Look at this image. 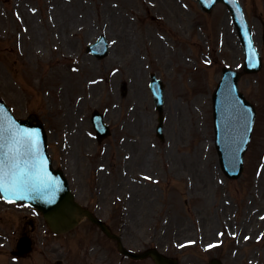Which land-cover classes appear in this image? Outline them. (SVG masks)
Wrapping results in <instances>:
<instances>
[{
  "label": "rangeland",
  "instance_id": "obj_1",
  "mask_svg": "<svg viewBox=\"0 0 264 264\" xmlns=\"http://www.w3.org/2000/svg\"><path fill=\"white\" fill-rule=\"evenodd\" d=\"M239 1L264 60V0ZM101 35L112 47L98 60L86 48ZM243 63L223 5L207 14L196 0H0V99L44 123L54 166L127 248L155 247L181 264H264V67L240 82L258 116L239 180L221 172L214 146L212 92L224 66ZM152 73L166 85L164 143ZM94 111L113 133L101 144ZM28 231L34 251L15 259ZM58 261L154 264L126 259L87 220L53 235L0 198V264Z\"/></svg>",
  "mask_w": 264,
  "mask_h": 264
},
{
  "label": "water",
  "instance_id": "obj_2",
  "mask_svg": "<svg viewBox=\"0 0 264 264\" xmlns=\"http://www.w3.org/2000/svg\"><path fill=\"white\" fill-rule=\"evenodd\" d=\"M221 1L228 4L232 11H238V16L233 11L235 22L240 34L248 44L250 37L238 4L234 0ZM213 5L204 3L203 7L205 10L210 11ZM98 55L103 57V53H98ZM260 68L258 58L248 51V66L246 67V71L256 72ZM238 78L239 75L225 71V79L214 96L217 148L221 157L223 170L233 179L238 178L242 173V158L250 142L255 120L253 106L249 105L242 95L237 94L236 83ZM223 88H226V91L229 93L230 100L224 96ZM157 102L161 103V100L157 98ZM230 107H236L239 114L246 117V119L238 124L226 121ZM33 119L16 121L10 111L5 109L4 103L0 101V145H3L0 148V160L3 161L7 170L8 160H11L15 165H19V169L13 168L12 171L18 172L20 169H23L25 173L21 179L26 182L23 187L27 198L17 200H24L32 206L37 207L44 213L50 226L56 231H68L78 224L82 216H87L93 223L99 225L107 236L119 241L122 253L136 259L152 256L157 264H178L176 260L167 259L155 250H150L144 254H135L127 251L122 246L120 238L112 235L104 223L94 218L88 211L82 209L70 193L63 173L53 170L51 160L47 157L46 135L41 125L33 126ZM162 121L163 118L161 116V124ZM161 128L162 125L160 130ZM26 131L38 133V143L35 148L32 147L31 141L28 138L23 137L22 133ZM41 161L44 162L43 168L40 166ZM3 194L8 198L16 199L14 195ZM20 248L23 249L21 254H26L30 251L29 247H25L22 244Z\"/></svg>",
  "mask_w": 264,
  "mask_h": 264
},
{
  "label": "snow or ice",
  "instance_id": "obj_3",
  "mask_svg": "<svg viewBox=\"0 0 264 264\" xmlns=\"http://www.w3.org/2000/svg\"><path fill=\"white\" fill-rule=\"evenodd\" d=\"M249 47L251 45L249 44ZM23 137L28 138L31 141L32 147L35 148L38 143V133L36 132H23ZM3 145H0L2 148ZM44 162H40L41 168H43ZM14 169H19V165L13 166ZM24 170L20 169L17 171H9L5 168L4 163L0 160V193H5L10 196L14 195L16 199H26L27 196L24 194L23 185L26 183L21 178L24 176ZM150 179V178H146Z\"/></svg>",
  "mask_w": 264,
  "mask_h": 264
}]
</instances>
